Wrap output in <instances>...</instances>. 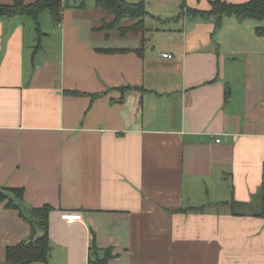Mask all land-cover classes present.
I'll use <instances>...</instances> for the list:
<instances>
[{
  "label": "crops",
  "instance_id": "obj_1",
  "mask_svg": "<svg viewBox=\"0 0 264 264\" xmlns=\"http://www.w3.org/2000/svg\"><path fill=\"white\" fill-rule=\"evenodd\" d=\"M125 1L144 3L143 36L95 31L112 18L95 0L41 13L40 33L0 17V194L52 207L31 264H264V219L229 205L264 198V22ZM19 209L0 200V264L38 235Z\"/></svg>",
  "mask_w": 264,
  "mask_h": 264
},
{
  "label": "trees",
  "instance_id": "obj_2",
  "mask_svg": "<svg viewBox=\"0 0 264 264\" xmlns=\"http://www.w3.org/2000/svg\"><path fill=\"white\" fill-rule=\"evenodd\" d=\"M95 4L96 8L112 16L109 22L102 21L95 31L105 32L107 35L115 31L121 37L129 33L143 36L146 32L144 18L147 12L143 2L133 4L125 0H95ZM210 5L208 11L201 12L185 7V0H182L181 9H187V12L192 15H198L202 18H214L217 28L220 26L223 17H235L238 21L255 20L264 22V0H250L243 4L214 0L210 2ZM63 8V0H36L29 4H25L21 0H13L11 4H0V17H29L35 22L37 33H40L39 15L43 12H49L54 21L59 23ZM128 21L131 22L130 25H126ZM9 192L13 197L9 196ZM22 197V189H9L7 192L0 194V200L5 202V207L13 209H19L17 202L22 200ZM260 201L259 210L252 208L251 204L247 205L232 201L229 203L230 212L234 216L249 214L264 219V198L262 195ZM234 207L246 209L247 211L236 210ZM51 210L50 205H44L41 208H30L25 212L19 209L20 216L28 221L34 231L38 230V235L28 242H20L15 246L7 247L5 251L6 264L47 263L50 253L48 224ZM111 256L110 249H106L105 256L102 259H97L95 264H108Z\"/></svg>",
  "mask_w": 264,
  "mask_h": 264
},
{
  "label": "built area",
  "instance_id": "obj_3",
  "mask_svg": "<svg viewBox=\"0 0 264 264\" xmlns=\"http://www.w3.org/2000/svg\"><path fill=\"white\" fill-rule=\"evenodd\" d=\"M164 58H170V55L164 54ZM218 142V140H217ZM61 219L66 221L67 223L74 222V221H79L81 220V215L77 213H65L61 215Z\"/></svg>",
  "mask_w": 264,
  "mask_h": 264
},
{
  "label": "rangeland",
  "instance_id": "obj_4",
  "mask_svg": "<svg viewBox=\"0 0 264 264\" xmlns=\"http://www.w3.org/2000/svg\"><path fill=\"white\" fill-rule=\"evenodd\" d=\"M91 0H86V2L87 3H89ZM46 14H48V12H46ZM49 15V14H48ZM104 21H106V20H104ZM110 21V19H108L106 22H109ZM130 22V21H129ZM128 23V22H127ZM126 23V24H127ZM260 205H261V201H260V199H258L255 203H253V204H251V206H252V208H255L256 210H259V207H260ZM234 209H238V210H246V209H241V208H238V207H234ZM249 210V209H248ZM247 211V210H246Z\"/></svg>",
  "mask_w": 264,
  "mask_h": 264
}]
</instances>
